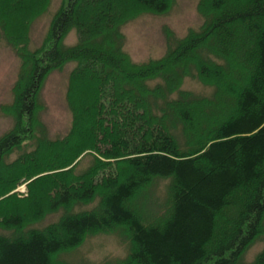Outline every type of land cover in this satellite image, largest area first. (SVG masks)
<instances>
[{"label": "trees", "instance_id": "1", "mask_svg": "<svg viewBox=\"0 0 264 264\" xmlns=\"http://www.w3.org/2000/svg\"><path fill=\"white\" fill-rule=\"evenodd\" d=\"M131 1L120 9L122 0H64L42 48L18 51L15 100L3 108L15 125L0 138V264H68L61 254L113 233L130 242L118 264H264V249L243 261L264 241V0H201L202 29L142 64L125 52L122 29L141 14H164L174 0ZM73 30L78 42L66 47ZM11 35L0 12V38L17 51L21 35ZM68 63L76 64L73 123L51 140L38 97ZM188 78L212 93L183 91ZM88 80L91 101L82 93ZM159 181H168L164 203ZM23 185L25 197L14 193ZM55 214L58 221L29 229Z\"/></svg>", "mask_w": 264, "mask_h": 264}, {"label": "rangeland", "instance_id": "2", "mask_svg": "<svg viewBox=\"0 0 264 264\" xmlns=\"http://www.w3.org/2000/svg\"><path fill=\"white\" fill-rule=\"evenodd\" d=\"M122 1V4L119 5L120 9L135 7L136 3L131 0ZM200 1L174 0L171 9L164 14L153 15L144 13V15L141 14L130 20L122 29L125 37V52L134 63L138 64L163 58L169 48L174 47L176 42L184 39L190 31L202 29L205 19L199 12ZM47 2L46 9L39 16L33 18L36 15L34 12L41 6V0H4L6 8L3 7L2 0H0L3 9L0 12L5 16L9 24L13 34L11 37L15 40L16 35L20 34L22 41L21 47H18L16 51L7 41L3 40L4 37L0 38V138L12 130L15 125L14 118L8 112H5V114L3 108L12 105L15 100L14 86L22 69V59L18 56V51L25 48L23 43L32 52L42 48L49 33L51 22L62 7L64 0H47ZM133 14H129V16ZM77 42V32L73 30L69 32L63 44L66 47H73ZM75 66V63H68L64 67L51 72L39 93L37 117L40 127L47 131V136L51 140L66 136L72 127L73 114L69 107L68 99L70 95V79ZM232 79L234 78L232 77ZM92 82L93 80H88L84 88H82L83 97L88 99V101H91L93 96ZM182 90L198 95H210L212 93L210 87L193 78L184 80ZM227 107L222 113L224 116L228 109L232 108L229 105ZM220 116V119L224 117L223 115ZM205 120L213 124L212 119L208 118V120ZM76 144V141L73 142L69 146L68 151ZM20 153L17 151L9 156V162L15 161ZM91 160V156L85 157L79 169L81 171L86 169ZM34 178L36 179V177ZM167 184L168 181H159L156 185L157 187H155L156 195L162 203L168 201ZM17 192L25 197L27 195V185L20 186L14 193ZM45 200L42 195H35L36 202L40 203L43 201L42 203L44 204ZM91 207L93 206L84 207L81 210ZM25 213L33 215L34 209L25 208ZM60 216L61 214L48 216L45 221L30 226L29 229L44 228L58 221ZM263 249L264 241H258L246 252L243 261L245 263L254 262ZM129 250L130 242L121 234H101L88 238L79 248L66 254L63 253L60 257L68 264H118L128 257Z\"/></svg>", "mask_w": 264, "mask_h": 264}]
</instances>
